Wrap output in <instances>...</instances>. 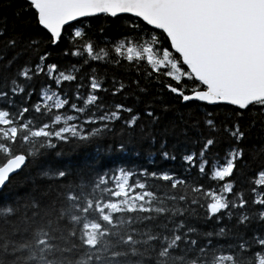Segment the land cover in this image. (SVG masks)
<instances>
[{
  "label": "snow or ice",
  "instance_id": "snow-or-ice-1",
  "mask_svg": "<svg viewBox=\"0 0 264 264\" xmlns=\"http://www.w3.org/2000/svg\"><path fill=\"white\" fill-rule=\"evenodd\" d=\"M5 6L0 264H264V0ZM145 144L180 168L60 159Z\"/></svg>",
  "mask_w": 264,
  "mask_h": 264
},
{
  "label": "trees",
  "instance_id": "trees-1",
  "mask_svg": "<svg viewBox=\"0 0 264 264\" xmlns=\"http://www.w3.org/2000/svg\"><path fill=\"white\" fill-rule=\"evenodd\" d=\"M7 3L8 0H0V20L6 19L9 28H21L24 24L27 23V14L21 15L19 18H17L14 14L15 7H6L5 5ZM15 4L22 5L23 0H15ZM175 118L176 114L172 112H169L165 116V120H174ZM258 135L259 134L254 131L251 138L257 139ZM62 152L63 156L60 159L64 163L81 161L83 159H88L89 162L99 163L103 158V163L107 168H116L120 166L131 167L132 164L144 165L147 163H151L153 160H155V163L157 165H160L162 167L179 169L181 166V162L179 161V159H177L176 161L161 162L154 156V154L152 156H149V149L146 144L131 146L129 150L123 153L112 152L98 154L95 146L93 145L84 147L79 150H69L67 148H64L62 149ZM136 153H138V155H136ZM108 156H111V159H108ZM26 172L27 170H25V172H18L10 178V181L0 191V199H11L15 193L23 190L28 179Z\"/></svg>",
  "mask_w": 264,
  "mask_h": 264
},
{
  "label": "water",
  "instance_id": "water-1",
  "mask_svg": "<svg viewBox=\"0 0 264 264\" xmlns=\"http://www.w3.org/2000/svg\"><path fill=\"white\" fill-rule=\"evenodd\" d=\"M12 176H13V175H12ZM12 176H11V177H12ZM11 177H10V178H11ZM2 189H3V188H0V191H1Z\"/></svg>",
  "mask_w": 264,
  "mask_h": 264
}]
</instances>
